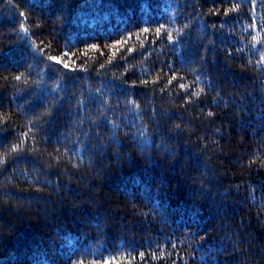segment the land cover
<instances>
[{"label": "trees", "instance_id": "obj_1", "mask_svg": "<svg viewBox=\"0 0 264 264\" xmlns=\"http://www.w3.org/2000/svg\"><path fill=\"white\" fill-rule=\"evenodd\" d=\"M0 160V264H264V0H0Z\"/></svg>", "mask_w": 264, "mask_h": 264}, {"label": "snow or ice", "instance_id": "obj_2", "mask_svg": "<svg viewBox=\"0 0 264 264\" xmlns=\"http://www.w3.org/2000/svg\"><path fill=\"white\" fill-rule=\"evenodd\" d=\"M157 31H159V30H157ZM65 66H67V65H65ZM16 79H20V77L18 76V77H16ZM180 87L185 88L186 86L182 84V85H180ZM209 115H211V113H209ZM0 163H2V160H0Z\"/></svg>", "mask_w": 264, "mask_h": 264}]
</instances>
